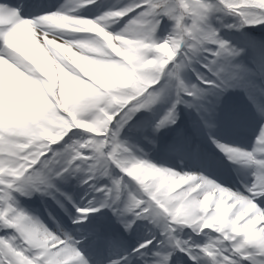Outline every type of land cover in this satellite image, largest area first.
Returning <instances> with one entry per match:
<instances>
[{
	"label": "snow or ice",
	"instance_id": "obj_1",
	"mask_svg": "<svg viewBox=\"0 0 264 264\" xmlns=\"http://www.w3.org/2000/svg\"><path fill=\"white\" fill-rule=\"evenodd\" d=\"M75 3L32 18L21 15L29 0L0 4V230H12L0 236V264H89L80 240L50 230L17 200L33 192L55 195L56 182L74 172L86 174L83 183L94 194L73 205V223L80 227L110 208L125 229L137 220L157 222L167 243L194 264H240V259L264 264V125L251 151L213 141L231 162L252 169L243 190L158 167L120 139L136 113L151 108L171 87L176 101L157 129L176 122V104L229 86L221 61L240 53L219 38L209 16L226 10L243 24H264V0H135L94 18L74 13L96 0ZM125 17L128 23L119 33L108 30ZM165 19L173 28L161 41L156 33ZM202 53L207 55L204 74L197 77L201 86L188 87L181 71ZM75 130L86 138L67 144ZM100 176L110 183L99 184ZM181 225L217 236L203 245L182 241ZM155 246L145 239L131 252L145 264H169L171 251L147 258ZM112 264H129V258Z\"/></svg>",
	"mask_w": 264,
	"mask_h": 264
},
{
	"label": "rangeland",
	"instance_id": "obj_2",
	"mask_svg": "<svg viewBox=\"0 0 264 264\" xmlns=\"http://www.w3.org/2000/svg\"><path fill=\"white\" fill-rule=\"evenodd\" d=\"M134 2L135 0H106L102 4V6L105 12H107L111 9L124 7ZM210 2H212L213 4H216L215 0H210ZM233 16L221 10H214L210 14L209 19H208V24L209 25L211 24L212 28L218 32L219 38L227 41L231 45V47L237 49L240 53L239 56L237 57H234V58L228 57L221 61V64L227 70L223 74V78L228 81L229 86L221 88V89H215V88L207 89V94L204 96L202 100L196 101L195 99H188L187 102H181L179 104H176V122L174 124H167L166 126L161 127L156 137L145 138V136L143 135L144 134L143 131L132 128L131 127L132 123L135 120V116H134L133 119L128 123V125H126L124 129H122L121 134H120V139L126 142L138 157L147 159L149 162L155 164L154 162H157L159 160L158 159L159 157L157 154L151 151L150 148L153 147L155 143L154 141L157 140L160 144L163 145V147L160 151L156 150L155 152L161 156H165V157L170 156L172 161L175 162V160L177 159L173 158V155L169 153V150H168L169 148H167V146L173 141V139L176 138L175 137L176 135H181V134H177V132L182 127L181 126L182 120L184 118L185 119H189V118L195 119L196 121V124H194L196 125L195 129H197V132L200 136L211 135L213 133L211 130V127H212V124L215 122V115L217 111L225 113V114H228V112H230V106L227 103V101H230L231 96L233 97L235 95L237 89L240 88L237 94L238 95L240 94L241 97L243 95H247L248 97H250L252 94L262 95L264 97V90L261 89L259 75L256 74V72L250 70L251 68L254 67L250 65V63L252 64V61L257 64L262 63L261 59L262 58L264 59V51H263L264 42L250 40V36H247L242 32L241 27H240L241 23L236 25L235 21L236 22L238 21L236 20L237 18ZM128 20H129V17H125L122 23L125 25L128 23ZM165 20L161 24L159 30L156 33V38L161 41L164 40L168 36V30L173 28L172 21L168 20V22H166ZM228 22H230V24H227ZM164 23L166 25L163 26ZM233 26H236L235 28L239 29V30H236V33H235ZM255 28H258L259 30L264 29V24H257L255 25ZM260 32H263V30ZM220 33L222 35H220ZM259 57L261 59H259ZM203 62H204V57L201 54L200 56H198L197 58L189 62V64L181 71V74H180L181 79L184 81L186 86L188 87H191L193 85H196L197 87L201 86L200 81L197 79V77L204 74L201 70V64ZM237 64L242 65L245 70L238 72L233 67L234 65H237ZM234 73H235V79H232L231 77ZM250 73L253 74L251 75L252 76L251 83L253 84L254 82H256L257 85L250 84ZM175 101H176L175 88L171 87L165 92L164 95H162V97L154 105V106H161L163 103L164 108L159 109L157 112H154L152 109L149 108V109H145V112L148 114V116L155 118L156 120H160L162 116L172 106V104L175 103ZM200 105H202L203 107L202 108L199 107ZM236 105L239 106L238 103ZM204 109H207V111H205ZM152 118H150L149 120V123H150L149 128L151 129V131L153 130V126H154ZM228 119L231 121L232 125L234 126L238 125V123H236L237 121L234 118V115L228 117ZM205 121H207V124L205 123ZM208 125H211V126L209 127ZM135 127L138 128V125H135ZM75 132H76V135L71 136L70 139L66 138L67 144H71L73 141L86 138L87 134L84 133L82 130H75ZM216 132L217 133L214 135H218V136L224 133L220 129H216ZM145 133L147 132L145 131ZM127 135L129 138H127ZM175 142L177 144H182L185 141L183 139V136H181ZM63 144L64 142H62L61 145H58V147H62ZM171 150H173L172 146H171ZM172 161L170 160V162ZM177 164L179 165V163ZM161 167H164V166H161ZM167 167L168 169L180 172L182 174L187 173V171H184L182 167L173 166V165H169ZM79 173L80 175L84 174V172H79ZM69 177L70 176H68L66 179L58 180L56 182L57 191L55 192V195H52L49 193H43V192H33L31 196L35 197L36 199L40 201L39 197L42 194H46L44 197H41V201H44V203L47 204L48 206V204H50V201L47 198L48 196L49 199L52 201V203H54L57 207L61 208V206H59L60 200H67V197H66L67 195L69 198V202L76 205L77 197L75 193L77 192V190L75 189V187L78 186L80 189L89 190V185L83 183V180L85 179V177L78 178L77 180L75 176V179L77 180V182L72 183L74 184V190H73L71 189L72 185L70 184L71 182H70ZM97 182L99 184L100 183H110L109 180H102V179L98 180V178H97ZM132 186H134L133 183H132ZM63 188H66L67 190L68 189H71V190H68V191L66 190V192L64 193ZM18 198L20 199L21 197L17 196V200ZM22 199H26V198H22ZM41 201H40L42 205L41 207L46 209L45 205L42 204ZM66 212L69 217H72V215L75 214V211H72V212L66 211ZM50 217H52V215ZM142 222L146 223L150 227V224L147 223L146 220H142ZM159 228L160 226L157 227L156 229L148 230L147 231L148 233L146 236L152 235L154 232H156V230L159 231L160 230ZM11 231L12 230L10 229L6 231L0 230V236L5 235L6 232L10 234ZM182 232L184 233V234H180V237H182V241H191L193 238H196V236L191 235L186 230H182ZM161 247L162 246H160V248ZM174 250H175V246H173L168 251L173 252ZM156 251H159V249L156 248L154 252ZM160 251H163V250H160ZM174 261H175V258L173 257V254H172L169 264H176Z\"/></svg>",
	"mask_w": 264,
	"mask_h": 264
},
{
	"label": "bare ground",
	"instance_id": "obj_3",
	"mask_svg": "<svg viewBox=\"0 0 264 264\" xmlns=\"http://www.w3.org/2000/svg\"><path fill=\"white\" fill-rule=\"evenodd\" d=\"M0 4H6V5H12V6H19L20 0H0ZM43 5L44 10H47L50 12H56L59 10H68L71 8L76 7L75 0H29V7L27 11L21 12V15L25 16V18H32V17H38L40 14H42V11H39V5ZM104 12V8L101 5V3H97L95 6L91 7H80L77 8L75 15L81 16V17H97L101 15ZM126 25V24H125ZM125 25L122 23V21L112 23L109 27V31L114 33H119ZM172 30H170V33ZM169 33V34H170ZM66 39H72L71 35H68L65 37ZM250 98L249 103H244V112L241 114V118L245 121V119L248 120V122L255 123V121H264V114H262V111L259 109L258 104L251 105L250 104ZM249 111H248V110ZM250 113V116L248 113ZM244 116H247L244 118ZM248 133H242L240 137H235L232 135H225L220 142H222L225 145L239 147L241 149H246L249 147L251 148V145L249 144V138L245 140L244 137H246ZM215 148L220 150L216 144L212 141ZM221 151V150H220ZM222 152V151H221ZM223 170V174L226 176L227 171L226 168L221 167ZM214 172V171H213ZM216 173V172H215ZM188 174L192 175H203L208 179H211L213 182H218L221 184V186H226L229 189H234L231 187L229 181H224L222 179H219L216 174L207 171L205 168L201 171L199 169L192 168ZM78 200L77 205L85 203L87 200H91L94 196V194L91 191H83L78 193ZM98 198V197H97ZM19 205L27 211L30 215H32L35 218H38L41 222H43L50 230L57 232V231H63L67 232L66 229H62V220L57 218V220L54 221V224H48L43 219H47V221L50 218H46L42 211L39 209V211H36L35 207L36 205L26 204V203H19ZM54 214V212H53ZM109 214V210H104L97 214L95 218L99 219V223L97 225H94L91 221H86L83 225V227H80L78 225L68 227L70 232H67L71 235H73L76 239L81 241L82 250L89 258V264H98V262L108 257L109 262L108 264H112V261L115 259H120L121 257L118 256L120 252L124 253V256H127L129 258V264H145L144 259L141 257H134L132 255L131 249L136 247L138 244V240H143L144 237L133 234L132 239L131 236H126L122 230H123V224L120 219L117 218V216L114 213ZM64 223V222H63ZM95 223V222H94ZM64 227H66V223H64ZM211 230H204L202 239L205 238L200 245H203L205 243H208L212 240H214V237L211 235H208ZM127 233V230H126ZM157 238V239H156ZM149 240H161L160 236L156 237V234L153 235ZM178 258L181 259L183 256L188 257V255L181 251L178 248ZM112 258V259H111ZM239 259V258H238ZM191 260V264H194L193 260ZM201 264H207L206 261L201 260ZM240 264H252L250 260H244L240 259Z\"/></svg>",
	"mask_w": 264,
	"mask_h": 264
}]
</instances>
